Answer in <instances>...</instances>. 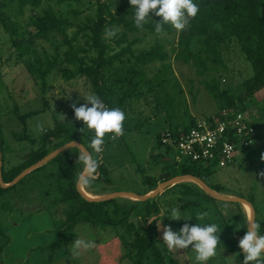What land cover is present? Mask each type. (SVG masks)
<instances>
[{
    "label": "rangeland",
    "instance_id": "rangeland-1",
    "mask_svg": "<svg viewBox=\"0 0 264 264\" xmlns=\"http://www.w3.org/2000/svg\"><path fill=\"white\" fill-rule=\"evenodd\" d=\"M98 1L42 0L39 7H26L23 12H19L17 3L0 0V14L4 13L14 25L19 26V35L25 39V46L29 45L32 50L29 55L20 56L0 19V134L4 138L6 149L3 168L8 169L22 163L37 147V144L19 142L15 139L16 134L24 133V126L19 116L25 114L39 112L27 121L28 134L37 141L48 130L60 124L70 128L86 146L90 143L86 138L87 133L81 132L84 125L82 121L75 119L72 105L81 106L86 103L84 97L95 94L89 80L78 73L79 65L68 63L65 54L71 53L74 46H80L81 49L78 51L80 58L89 60L95 56V52L90 50L87 38L79 36L73 47L67 42L75 36L78 27L91 26ZM104 1L112 11L116 12L120 5L129 0ZM131 10V15L123 17L134 20L135 10ZM44 11H53L76 26L66 33L53 32L47 37H35L37 30L33 22L43 15ZM150 15L152 17L148 18V22L162 20L154 13ZM113 28L119 29L117 35L111 39H104L110 47L109 56H116L128 46L133 53L139 54L152 49L157 44H163L168 56L164 61L137 64L134 57L126 54L122 56L124 61H117L109 70L107 82L120 89L118 96L128 89L136 90L139 94L125 102L126 126L132 131L124 133L115 140L106 135L104 151L101 156L96 157L105 164L111 182L95 183L91 189L87 188L90 191L82 187L85 192L94 193L98 197L114 196L118 193L145 196L150 190L149 184L145 183L148 177L159 183L158 189L165 182L181 175L171 167L177 152L170 151L164 155L163 158L167 161L152 157L157 154L155 151L157 141L165 133L182 128L193 119L216 115L220 102L213 99L205 84L216 82L221 91L238 94L242 90L243 82L253 75V70L235 40L227 42L220 51L223 65L211 64L212 70L200 76L197 69L177 59L180 52L179 36L187 28L177 32L167 25V28L159 34L146 30L131 33L122 27ZM85 32L89 33V30L86 29ZM190 49L193 53L203 51L200 39H194ZM53 59H57L56 65L45 80L28 70V66L38 67L39 64L45 69ZM132 67L142 69L147 80L140 81L139 77L135 76L132 84H129L127 77ZM136 83L137 89L134 87ZM249 102L252 107L249 113L255 112L256 116L261 114L264 120V91L256 94ZM256 142L253 150L245 152L244 156L238 158L234 164L225 168L214 167L210 174L205 173L204 176L206 182L218 191H215V196L253 200L256 207L255 219L264 224V175H262L264 174V158H262L264 136ZM79 144L76 142L75 145L79 146ZM58 149H52L48 156ZM75 149L80 151L78 147L73 146L64 153H68L69 159L80 168L77 176H81L84 166L77 162L78 152ZM51 161L43 169H35L24 176L15 185V189L0 196V223L10 239L9 245L2 252L0 249V264H77L73 257L67 254L65 247L57 248L52 252H43L44 248L48 249L59 240L56 230L60 222L55 220L53 212L56 209V201L60 198L59 189L67 184L66 174L58 165L50 163ZM186 173L192 175L194 171L190 170ZM179 181L154 197V213L143 229L146 235L154 234L152 223L156 221L155 234L166 264H198V262L195 261L196 253L191 248L168 251L162 240L163 227L171 226L173 231L179 232L185 223L189 225L201 223L202 226L215 223L220 227V240L239 242L251 223V214L246 213L242 203L212 199L209 191L195 181L188 179ZM116 200L123 208H128L138 201L128 196ZM189 202H201V206H192ZM174 208L180 210L182 219L191 218L179 221L170 219L168 216ZM143 209L144 206H141L131 216L130 221L136 226L139 225L144 213ZM203 212H207L208 216L199 222L196 216ZM243 218L244 224L241 221ZM118 234L130 248L134 239L130 229L119 226ZM2 243L3 241L0 240V246ZM221 251L217 249V255L207 264H243L242 251L227 250L230 254ZM146 264L156 263L154 258L149 256Z\"/></svg>",
    "mask_w": 264,
    "mask_h": 264
},
{
    "label": "trees",
    "instance_id": "trees-1",
    "mask_svg": "<svg viewBox=\"0 0 264 264\" xmlns=\"http://www.w3.org/2000/svg\"><path fill=\"white\" fill-rule=\"evenodd\" d=\"M9 1L17 3L19 12H23L26 7L37 8L42 3V0ZM194 3L199 6V12L195 18L190 20L189 27L179 36L178 46L180 52L177 55V59L184 64L191 65L197 69L198 75L203 76L212 70L211 64L223 65L220 53L223 45L232 40L237 41L241 52L253 70V75L243 82L241 92L230 94L227 91H221L216 82L212 84L206 83L205 85L213 99L220 102L216 115L224 110L229 111V113H246L252 109L249 101L256 94L264 91V0H194ZM131 9L130 0L120 5L116 12L111 10L106 1L99 0L91 26L78 27L75 36L67 42L70 47H73V43L78 40L79 36L87 38L90 50L95 52V56L89 58V60L80 58L78 56V51L81 49L80 46H74L71 53L65 54V60L68 63H77L79 65L78 73L89 80L94 94L109 108H120L125 113L126 119V100L139 94H137L136 90L128 89L118 96L120 89L109 85L107 82L109 70L117 61H124L122 56L126 54L134 57L137 64L164 61L168 56V53L164 51L163 44H157L152 49L139 54L133 53L131 47L128 46V48L123 49L116 56H109L110 47L104 40V30L106 27H122L131 33H139L142 30L155 33L156 21L144 24L141 30L135 26L134 20L124 18V15L132 14ZM0 19L2 26L8 32L19 55L24 57L32 53L31 47L29 45L25 46V39L19 35V26L14 25L4 13L0 14ZM33 25L37 30L35 37H47L53 32L66 33L76 26L68 19L56 15L53 11H44L43 15L35 19ZM166 28L167 25H164L163 30ZM86 29L89 30V33L85 32ZM194 39H200L203 51L193 53L190 46ZM56 62L57 59H53L45 69L42 68L41 64L38 67L30 65L28 66V70L31 74L45 80L55 67ZM135 76L139 77L140 81L147 80V76L142 69L132 67L131 71L128 72L127 82L132 84ZM134 87L137 89L138 84L136 83ZM38 114L39 112H32L19 116L24 126V133L16 134L15 139L19 142L37 144V147L30 152L29 156L22 163L8 169L2 168L1 179L5 185L12 183L24 170L45 159L52 149H58L71 142H79L84 147H87L82 140L74 135L70 128H65L60 124H57L54 129L48 130L39 141L31 137L28 134L27 121L30 117ZM253 117L256 118L253 123L257 132L256 141H258L264 136V120L261 114H257V116L253 115ZM206 118H209V116ZM126 119L124 122V133L132 131L127 128ZM195 121L193 119L188 125L167 133L177 136L181 131H189L193 128ZM93 135L94 133H87L86 138L89 142ZM106 135L111 136V134ZM163 136L157 141L155 148L157 154L153 155V158H163L170 151H175L174 148L163 143ZM251 150L253 148H249L248 151ZM75 151L79 152L77 149ZM5 154L4 138L0 134V158L3 163ZM98 160V175L89 184L83 185L86 189H91L95 183L111 182L108 169L100 158ZM50 163L58 165L61 171L66 174L67 184L59 189L60 198L56 201V209L53 212L55 220L60 222L56 230L59 240L50 245L48 249L44 248V253L65 247L67 254L72 256L77 264H146L149 256L154 258L156 264H166L165 256L159 247L155 234L157 231L156 221L152 223V232L154 234L146 235L143 232L148 219L155 210L154 198H149L146 201H137L128 208L120 206L116 199L98 202L88 201L77 189L80 177L77 174L80 172V168L69 159L68 153L55 157ZM46 166L44 165L37 170L43 169ZM171 167L180 172V176H187L190 173L186 172L190 170L194 171L196 174L193 173L191 176L205 183L207 182L204 174H210L212 171L211 167H205L203 164L196 163L179 165L174 161ZM145 183L150 186L148 192L155 191L159 184L150 177L145 179ZM207 185L212 190L218 192L208 183ZM15 188V185L4 187L0 184V196ZM248 201L256 210L254 201L251 199ZM189 204L197 207L201 206V202H189ZM141 206H144V213L141 216L139 225L136 226L130 219L133 213ZM241 221L244 224L245 219L243 218ZM256 223L260 225V234L264 235V224L259 223L257 220ZM119 226H125L133 233L134 239L131 242L130 248L120 238L118 234ZM77 238L90 242L94 246L88 250H81L79 256H73L71 247ZM0 240L3 241L0 246L2 252L9 245L10 239L1 223ZM219 244L224 248L219 247V245L217 248L226 249L230 252H241L239 242L234 243L230 240H221Z\"/></svg>",
    "mask_w": 264,
    "mask_h": 264
},
{
    "label": "clouds",
    "instance_id": "clouds-1",
    "mask_svg": "<svg viewBox=\"0 0 264 264\" xmlns=\"http://www.w3.org/2000/svg\"><path fill=\"white\" fill-rule=\"evenodd\" d=\"M130 4L135 10V26L141 30L144 24L148 23V18L152 17L150 13L162 18L161 21H156L155 32L157 34L163 31L164 25H170L177 32L185 30L190 20L195 18L199 12V6L194 3V0H130ZM118 31L119 29L106 27L104 38H114ZM84 99L85 104L78 107L76 104L72 105L74 116L76 120L83 122L84 127L81 132L84 134L91 132L94 135L87 147L68 145L80 149L77 162L82 163L84 167L83 174L78 179L79 184H89L96 178L99 168V160L96 157L104 151L106 134H111L113 140L123 136L126 119L125 113L120 108H109L96 95H88ZM207 216L208 213L203 212L196 218L200 222ZM168 217L176 221L191 218L182 219L180 210L175 208ZM259 229L258 223L251 222L246 234L239 240V248L243 253V264H264V235L260 234ZM220 233V227L215 223L203 226L201 223L196 225L185 223L179 232L173 231L171 226L163 227L162 240L168 251L175 252L191 248L196 253L195 261L198 264H207L217 255V246L221 241ZM93 246L92 243L77 238L72 243V255L79 256L81 250H88Z\"/></svg>",
    "mask_w": 264,
    "mask_h": 264
},
{
    "label": "built area",
    "instance_id": "built-area-1",
    "mask_svg": "<svg viewBox=\"0 0 264 264\" xmlns=\"http://www.w3.org/2000/svg\"><path fill=\"white\" fill-rule=\"evenodd\" d=\"M253 115L255 112L229 113L224 110L218 115L196 120L192 129L181 131L177 136L166 133L163 143L178 153L175 162L179 165L196 163L225 168L257 143Z\"/></svg>",
    "mask_w": 264,
    "mask_h": 264
},
{
    "label": "water",
    "instance_id": "water-1",
    "mask_svg": "<svg viewBox=\"0 0 264 264\" xmlns=\"http://www.w3.org/2000/svg\"><path fill=\"white\" fill-rule=\"evenodd\" d=\"M76 142H71V143H68L66 145H64L63 147L59 148L56 152H54L51 156H47L45 159H43L42 161L38 162L36 165H33L31 166L30 168L24 170L12 183L10 184H7L5 185L3 182H2V179H1V176H2V168H3V162L0 158V184L4 187H11V186H14L16 185L24 176L28 175L29 173H31L33 170L35 169H38L44 165H46L49 161H51L52 159H54L55 157L63 154L68 148H70L71 146H68V145H75ZM79 146H82L81 144H79ZM183 178H189V179H192L194 180L196 183L200 184L201 186H203V188H206L208 191H209V195L212 197V198H216V199H219L220 201H223V202H240V203H245V204H248L251 208V222H255L256 219H255V209L253 208V206L249 203L248 200H245V199H239V198H235V197H228V196H224V197H218V196H215V191L212 190L211 188H209L206 184L203 183V181H201L200 179L198 178H195L191 175H187V176H178V177H175L173 178L172 180H169L167 182H165L164 184H162L158 189H156L155 192H152V194H148V195H145V196H141V195H137V194H132V193H118L114 196H105V197H98V198H92L88 195H86L82 189H81V186L83 184H79L77 183V189L78 191L81 193V195L88 201H95V202H98V201H105V200H110V199H117V198H120V197H123V196H128V197H132V198H135L137 199L138 201H146L148 200L149 198H154L156 196H158L161 192H163L167 187H169L171 184H174L176 181H179L180 179H183Z\"/></svg>",
    "mask_w": 264,
    "mask_h": 264
},
{
    "label": "bare ground",
    "instance_id": "bare-ground-1",
    "mask_svg": "<svg viewBox=\"0 0 264 264\" xmlns=\"http://www.w3.org/2000/svg\"><path fill=\"white\" fill-rule=\"evenodd\" d=\"M183 179L192 180V179H189V178H183ZM193 181H194V180H193ZM176 182H177V181H176ZM179 182H183V181H179ZM175 184H176V183H175ZM81 189H82V191H83L86 195H88V196H90V197H92V198H98V196H96L94 193H88V192H85L84 187L81 186ZM88 191H89V190H88ZM242 206H243L244 210L246 211V213H247L248 215H250V214H251V208H250V206H249L248 204H245V203H242Z\"/></svg>",
    "mask_w": 264,
    "mask_h": 264
},
{
    "label": "crops",
    "instance_id": "crops-1",
    "mask_svg": "<svg viewBox=\"0 0 264 264\" xmlns=\"http://www.w3.org/2000/svg\"><path fill=\"white\" fill-rule=\"evenodd\" d=\"M83 185H84V184H83ZM83 185H82V186H83ZM152 192H153V191H151V192H148V193H147V195H148V194H151ZM217 249H218V250H222V251H223V253L230 254V252H229V251H227V250H223V249H220V248H217ZM222 251H221V252H222Z\"/></svg>",
    "mask_w": 264,
    "mask_h": 264
}]
</instances>
